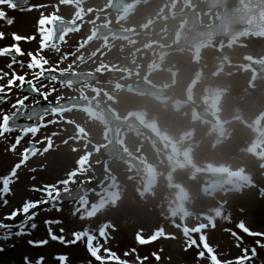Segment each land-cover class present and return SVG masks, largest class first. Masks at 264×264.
<instances>
[{"label":"rangeland","instance_id":"rangeland-1","mask_svg":"<svg viewBox=\"0 0 264 264\" xmlns=\"http://www.w3.org/2000/svg\"><path fill=\"white\" fill-rule=\"evenodd\" d=\"M55 1L35 0L34 5L39 7H34L31 11L2 8L7 13V17L13 19V23L8 25L5 20H0V32L8 35L10 43L13 41L12 33L20 36H28L34 33L35 28H40V25L36 27V22L38 23L37 18L41 14L39 20L42 16L55 17L56 12H60L62 15L65 13L67 8L50 5V2ZM172 1H177L178 9L176 8L174 12H171V16L185 5L191 6L200 13L203 24L215 19L216 13H206L200 0H169L168 4H170L171 11H173ZM166 22L168 25L163 28L165 36L171 35L176 30L172 18ZM160 23L163 24L164 22L160 20ZM144 39L139 43H149L147 39ZM34 41L41 49L38 56L41 57L42 54L43 59L48 61L44 68L46 70L57 68L51 57L47 55L51 51L50 47L41 48V36L34 37ZM168 41L171 42V38H168ZM10 43L0 41V47ZM22 46L24 60L30 62L29 44L24 43ZM39 49L35 50L33 54ZM258 59L264 60V37H250L241 41L216 40L211 45L199 50L195 55H181L170 60L171 84L169 88L171 98L169 100L154 101L148 98H139L126 94L124 89L120 91V98H116V101L110 99V103L107 99L118 116H133L142 122L146 128L150 123H155L161 112L169 109L171 112L172 108L177 109L178 107L174 104L177 105L176 103H179L182 97L186 98V107L203 106L226 124L224 129H217L214 124L197 125L198 129L201 130V140L196 138L188 146H179L167 139L169 145L166 144L168 148L166 156L169 157L170 161H167L163 154H145L144 150H152L148 142H142L140 139L132 137L127 130H123L122 134L129 137L130 142L123 143L121 140L119 148H127L147 165L148 170L154 171L155 176L152 180H146L143 175L127 170L124 166H116L113 160L103 159L101 151L103 146L107 144L106 130L102 124L87 118L86 114L71 112L60 116H51L44 120L43 127L44 124H50L52 118L55 117H69L71 119L73 115L78 116L77 120L71 119L70 121L71 124L79 125L80 131L75 133L79 134L80 137L76 143L86 145V138L80 134L82 131L87 133V137L92 138L93 143H97L95 147H92V151L98 153V158L94 161L96 173L81 172L79 177L77 170L65 173L68 171L67 168H64L59 176H56L58 173L55 171L49 173L55 154L53 149L50 155L45 156V154L25 162L17 170V174L19 172L24 174L10 185V192L5 194L8 197L0 199V222L9 224L5 222L4 217L21 207L23 199L28 197L20 193L22 187H27L31 191H33L32 189H39L40 194L37 197L29 195L27 199L33 202L46 198V192L43 187L41 188V185L44 183L56 184L57 180L63 177V180H66L71 172L76 173V179L70 180L69 188L89 180L105 182V187L102 185L95 187L90 194L94 198L89 203V208L88 205L85 208L93 212L90 218L80 219L79 213L73 216V209H70L69 204L61 207L60 211H56V209L44 210L41 208V204L38 209L34 210L37 212V216L34 220L29 221V225L33 222L37 224L36 229H28L29 235L12 236L10 239L4 240L3 233L0 232V246L4 248V251L0 252V264H23L24 255H28L32 260L37 256H43L45 258L44 264H61V262L53 259L59 254L68 256L67 264H100L87 252L86 238L76 244L65 243L63 247L53 244L47 234L48 226L44 224V221L48 219L60 221L59 224L51 225V227L53 234L54 229L64 227L63 229L66 230L69 237L66 242L74 239L73 233L75 231L87 229L90 234L96 235L97 241L102 245L100 254L104 258L107 256L103 249L107 248L117 257L126 260L128 264H144L143 262L152 264H210V261L206 259H198V250L195 247L185 251L186 243L191 236L197 239L198 243H201L198 239L200 234L193 233L191 229L196 224H208L209 217L215 219L216 227L203 230V234L206 236L209 245L214 248L215 254L222 261H234L243 255L244 248L256 247L257 256L254 258V264H264V248L255 244L256 240L264 243V237L247 236L235 227L236 223L243 220L251 230L264 232V197H261V192L264 191V79L257 76L249 67L251 62ZM73 64V62L70 63V65ZM197 64H200V71H197ZM129 66L122 65L120 68L128 70ZM182 66L184 68H181ZM33 72H39V69L24 67L16 70L17 75L25 76L26 73V79L30 80H34L28 78ZM196 73L201 75L200 84L197 81H191L187 90L181 89V84L185 82L188 74L192 77ZM167 77L169 80V76ZM9 79L7 75H3L0 79V86L4 88V91L10 90L9 92H11L12 90L11 93H14L8 103L0 109V123H2L4 115H9L16 109L13 105H16L18 100L26 96L20 94V81H15L9 88L8 82H6ZM154 79L161 80L158 76H155ZM35 80L41 82V77ZM174 80L179 84H173ZM128 84V81H123L120 86L124 87ZM43 87L41 86V88ZM57 87L61 89L60 86ZM81 91L85 92V89L82 87L78 90L63 92L58 90L59 93L72 95ZM53 95L55 98L47 102H56L71 96L56 99V93ZM35 101V98L27 96L24 104L30 105ZM192 117L196 119L195 112H193ZM168 125L171 130H174L175 125L178 128L180 124L169 123ZM202 125H206L208 129ZM43 130V128L40 130L41 134H43ZM49 130L47 141H40L43 154L47 153L44 151L45 148L49 150L52 147L53 135L51 132L53 129H47L44 134H46V138ZM157 131L165 134L160 127L154 128L152 132ZM17 137V135H0V156L7 155L10 161H8V166L5 169L0 166V177H2L1 173L6 171H9V174L25 154L27 138L21 137L17 150L9 149L7 146L10 141H12V145L13 143L16 144ZM174 151L180 155L173 157L172 152ZM154 153L156 152L154 151ZM39 167L44 171L37 172ZM108 167L110 169L118 168L120 169L119 172L128 173L131 176L128 175L126 179L122 180L123 183L113 191L101 195L99 191H107L113 184L118 185L120 183L114 175H104V171ZM209 172L222 173L229 177V181L225 184L216 185L205 177ZM62 185L55 186L62 190ZM0 187H2V183H0ZM3 200L8 201L7 205L3 203ZM93 206H95L94 210ZM218 210L221 213L219 217L216 216ZM225 216H230L231 222L224 221ZM101 224L109 225V229H106L108 233L106 242L98 234ZM226 229L236 231L242 240L233 237L231 231H226ZM12 231L15 232L17 229L14 227ZM138 236L145 239L152 237L154 241L151 242V245H141L137 242ZM29 239H48L49 242L47 245L34 249L33 246L27 244ZM97 241H94V245ZM152 253L159 255V261L155 260ZM249 255H251L250 252Z\"/></svg>","mask_w":264,"mask_h":264},{"label":"snow or ice","instance_id":"snow-or-ice-1","mask_svg":"<svg viewBox=\"0 0 264 264\" xmlns=\"http://www.w3.org/2000/svg\"><path fill=\"white\" fill-rule=\"evenodd\" d=\"M27 6L25 8L24 6ZM0 6H7L8 9L12 10H28L31 11L34 7H39L37 5H30L29 0H22V4H18L17 0H0ZM0 20H5L8 25H11L13 23L12 18L7 17V13L0 8ZM40 28H39V34L41 36V48L44 47H50L52 49H55L57 46V42L59 40L63 39V33L66 32L68 29L66 27H62L60 29V34H57V28H56V18L53 16H42V18L38 21ZM45 25H51V27H45ZM4 38V33L0 32V39ZM34 37H22L16 33H12V39L16 41L17 43L8 46L0 48V56H10L12 59V63L8 65L9 68H12L13 64L19 63L20 67L23 68L25 65L17 60V56H23L24 52L22 51L21 47L19 46V41L24 39H32ZM28 56L30 57V62L27 64L28 69H39V72L34 73L37 77H44L45 72L48 71L50 74L47 76V79L49 81H55L58 77L55 74H51L52 70H46L44 68V65L48 63L47 60L43 59V57L37 58L36 55H33L31 52L28 53ZM4 76L8 75V73H3ZM62 75V73H61ZM20 81V86L23 87L25 84V76L24 75H17L15 72L12 73V79L8 80V86L9 88L14 84L15 81ZM27 83L31 86V92H39V89L35 87V84L31 80L27 81ZM4 92V88L0 86V93ZM40 95L46 100L47 99V93H40ZM0 99H4V97H0ZM27 99V96H25L23 99H20L17 101L16 105H13V107L17 108L16 112H13L11 115H4L2 123H0V135L3 133H10L13 131H20L22 134H28L31 133L33 136L37 133L38 128L43 126V120L44 116L48 114H54L58 110V105L54 106H48L45 107L42 112H37L34 108L32 111L28 112L27 119L29 121H34V118L39 119V123L33 122L30 125H25L23 127H17L14 123L16 116L18 113H20L22 110H26L27 106L24 104V100ZM38 103V102H37ZM21 137L18 136L16 138V144L20 143ZM16 144H14L12 147L15 148ZM47 148L44 149L46 151ZM37 149L34 145L30 146L29 148H26L24 150L25 154L23 155V158L20 160L19 163L15 164V166L11 169L10 173L7 175H4L0 177V183H2V187H0V199L3 198L5 194H8L10 192V185L13 184L15 179H18L17 177V170L21 168V165L25 163L29 159V153L34 155L36 153ZM75 172L69 173L68 179L63 181H58L57 183H62L64 185L62 190H59L55 185H45L44 191L46 192V198L36 200V201H30L25 200L23 202L22 207L16 208L15 210L11 211L9 214H7L4 219L7 220H15V218L18 215H23V220H21L19 223L13 225V224H5L3 222H0V229L5 230L3 233V239L8 240L12 236H22V235H29L30 231L28 229H36L37 224L31 223L29 225V221L34 220V218L37 216L36 211H32L31 214L30 210L38 209V206L41 204H49L51 203V206L56 209V211H60L59 204L63 203V201L66 199L70 202H73L74 210L72 212V215L75 216L77 213L80 214V219L90 218L93 215L92 211H88L85 209V205L87 204V201L85 199L84 194L77 190L76 192H73L68 187L69 181L72 179L73 176H75ZM33 191H39V189H32ZM261 197H264V191L261 192ZM3 203L7 205L8 201L3 200ZM95 206H93L94 210ZM243 211V210H241ZM221 213L219 210L216 212V216L219 217ZM230 216H225L224 221L231 222ZM208 224L200 225L196 229L192 230L194 233L200 234L198 239L201 243H198L197 239H194L192 236L189 241H187L185 246V251H187L189 248L195 247L197 251V257L198 259H206L210 261V264H254V258L257 256V250L256 247L244 248L243 249V255L240 257H237L234 261L233 260H224L222 261L220 258H218V255L215 254L214 248L209 245L207 242L206 236L203 234V230L212 227H216V221L213 217L208 218ZM59 220L54 219H48L44 221V224L47 227V234L50 237L52 241L59 240L62 244L65 243H71L76 244L77 242L82 241L86 238V250L90 254L92 258H94L97 262H100V264H108V261L115 259L117 264H127V261L124 259H120L116 256L115 253L111 252L109 249L104 248V252L106 256L108 257L107 260H105L104 257L100 255V252L102 250V245L97 241L96 235L90 234L87 229L83 231H75L73 233L74 239L71 241H65L63 236H57L53 234V229L51 225L59 224ZM16 228L17 231L13 232L12 229ZM235 227L239 230H241L244 234L251 237H264V232L260 231H253L248 226H246L245 222L243 220L236 223ZM106 229H109L108 224H101L99 226L98 234L99 237L104 238L105 242L108 238V233ZM61 232L64 231V229H60ZM226 231H231L230 229H226ZM187 234V233H186ZM231 235L233 237H237L238 240H242L241 237L237 235L236 231H231ZM94 241H97L94 245ZM48 239H29L27 241V244L33 247H40L43 245L48 244ZM137 242L141 245L148 244L153 242L151 238L145 239L144 237L138 236ZM255 244L260 247L264 248V243H261L260 240H256ZM14 246V245H13ZM239 246V245H238ZM203 249V250H200ZM206 250V251H205ZM4 248L0 246V252H3ZM135 251V250H133ZM249 252L251 255H249ZM207 254V255H206ZM125 255H128V253H125ZM152 256L155 258V260L159 261L160 257L157 253H152ZM53 259L61 262V264H67L68 256L65 254H59L53 257ZM146 259V257H145ZM45 258L43 256L37 257L35 260H32L29 258L28 255L23 256V264H44Z\"/></svg>","mask_w":264,"mask_h":264},{"label":"bare ground","instance_id":"bare-ground-1","mask_svg":"<svg viewBox=\"0 0 264 264\" xmlns=\"http://www.w3.org/2000/svg\"><path fill=\"white\" fill-rule=\"evenodd\" d=\"M30 48L32 50H35L37 48L36 43L30 42ZM238 83H240V82L238 81ZM60 95H62V94H60ZM159 115H161V114H159ZM71 119L77 120L78 116L73 115L71 117ZM71 119H69V117H68V119L67 118H55L52 121L53 122V129H54L53 130V138H52V141H53L52 142V148H53V151L55 152V154L53 155L54 157H53V160H52L51 165H50V170H49L50 172L49 173H52L53 171H55L58 173V175L56 174V176H59L62 173L61 171L64 168L65 169L67 168L66 170H68V171H65V173H68L72 169H76L79 172H83V173H85V172L95 173L96 171L93 169L92 163L96 159L95 158L96 152L91 151L90 148H87L84 145L81 146V145L77 144L75 146L74 143H71L72 131L79 130V127L77 125L70 123ZM199 136H201V135H199ZM87 141L91 143L90 140H87ZM92 144L95 145V143H93V142H92ZM87 146H89V145H87ZM85 153H89V155L87 156ZM78 157L79 158L81 157L82 159L79 160ZM165 159H167V161H170L168 157H166ZM8 161H9V158L7 157V155L0 156V165H1L2 169H5L8 166ZM35 169H37V168H35ZM0 171H1V169H0ZM37 172H40V171H37ZM106 173H107V175L108 174L114 175L117 180L122 181L126 178L125 174L123 172H119L118 168L117 169L112 168L109 171H107ZM23 174H24L23 172H19L17 174V177H21ZM1 175H3V173H1ZM74 180L75 179H73L72 181H74ZM57 181H60V179H58ZM20 193L25 195V196H28V197H25L22 202H25V200H27L29 198V195L37 197L40 194V192L31 191L30 189H27V187H22L20 189ZM6 197L7 196H4V198H6ZM86 201H87V203H89V200H86ZM75 206L76 205H73L72 207H70V209H74ZM85 208H87V204L85 205ZM34 210L35 209L30 210L29 214H31V212ZM23 218H24L23 215H18L15 218V220H7L6 219L5 222L9 223V224L14 222L13 225H15V224L19 223L21 220H23ZM63 228L64 227L54 229V235H57L58 237L63 236L65 241L69 240V237H68V234L66 233V230L64 229L63 232L60 231V229H63ZM0 232L4 233V231L2 229H0ZM52 243L55 245L61 246V247L64 246V244H62L59 240L52 241ZM33 248L35 249V248H40V247H33ZM35 256H37V255H35ZM44 263H45V260H44Z\"/></svg>","mask_w":264,"mask_h":264}]
</instances>
